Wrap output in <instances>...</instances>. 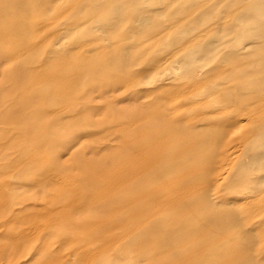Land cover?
<instances>
[{
  "label": "rangeland",
  "instance_id": "374dc122",
  "mask_svg": "<svg viewBox=\"0 0 264 264\" xmlns=\"http://www.w3.org/2000/svg\"><path fill=\"white\" fill-rule=\"evenodd\" d=\"M25 1L0 14V87L11 70L76 97L15 96L30 90L13 84L0 95V264H264V0ZM238 75L254 90L235 87ZM122 110L138 112L99 124ZM163 128L201 138L191 151L209 162L204 187L133 224L106 222L88 159ZM203 189L204 211L188 208ZM164 216L204 218L198 255ZM156 227L157 248L143 238Z\"/></svg>",
  "mask_w": 264,
  "mask_h": 264
},
{
  "label": "bare ground",
  "instance_id": "6f19581e",
  "mask_svg": "<svg viewBox=\"0 0 264 264\" xmlns=\"http://www.w3.org/2000/svg\"><path fill=\"white\" fill-rule=\"evenodd\" d=\"M12 4L14 6L26 4V1L2 0V2H0V14L5 13L6 8L11 6ZM256 4L258 5V3ZM6 25H7V21L2 22L0 24V39L3 37L2 35H8L9 37V33L7 31ZM19 45H21V43H15L13 47H20ZM6 73L8 74L7 75L8 78L6 79L7 80L10 79V80H8V84L4 85V87H7L9 84H13V86H18V85H21L23 87L27 86L30 90V92L26 93L27 95L22 94L18 90L19 92H14L15 96H50V95L57 96L58 95L59 98H63V101H67L70 106L75 104L74 99L76 96H73L75 93L74 87H72L71 90L69 89L68 91L65 92H61L59 90L58 92L57 90L50 92L48 90L47 92L39 93L37 89L31 88L30 76L28 73L19 72L13 75L14 72H12L11 70H8ZM263 78L262 81L264 80ZM232 84L235 87L236 85H239L238 86L239 89H243V90H247V89L254 90V88L257 85L255 81L254 82L251 81L247 83V78L244 77L243 75L236 76L235 79L232 81ZM4 87L3 86L0 87V95L5 94ZM262 90L263 89L261 88L260 92ZM246 92L248 91L240 92L239 95L237 94L235 95V93L233 92V94L227 96H252L247 94ZM234 100L236 101V99ZM237 101L243 103V98L241 97ZM137 112H138L137 110H128L126 113L124 110H122L120 111V115L119 114L114 115L113 113L104 114L99 124L109 126L107 123L114 119L116 121L120 120L119 121L120 123L121 122L125 123L127 118H132V116L134 114H137ZM125 113L126 115L129 113L130 114L127 115V117H125L126 116ZM199 139L201 138H198V135L196 134H189V135L188 133L181 134L175 129L163 128L161 130L148 133L146 138L143 140V142L135 147L134 146L132 147L130 145L132 142L130 143V141L127 140V138L123 139L120 145L121 152L117 153L120 155H114L109 153L104 155L102 158H96V159L89 158L88 159L90 161L89 163H91L89 171L90 173H92V176L94 178H97L96 181L94 182L92 181L93 183L92 182L90 183L93 185L92 188H95L96 183L98 181V188H96V190H98L97 194L99 191L102 193L100 195L99 194L93 195L91 198L98 199L102 195L108 196L106 200V204L103 205V207L106 208L101 209L99 211V213L101 212L100 215L106 217L107 219L106 222L118 221L119 218L118 223L133 224L138 219H143L145 217L148 218V216L150 217L151 214L157 213L159 211H163V212L166 211L163 210L161 206H159L160 203L159 200L166 199L165 204L166 203L172 204L176 200L177 194L182 192H187L188 190L189 191L187 193H189L196 188L202 189L204 185L199 184L198 174L201 170L203 169L206 170V167L208 166L209 162H207L206 158H204V164H203L202 161L200 160L199 157L200 155L198 153L196 154L195 152L191 151L194 145L197 144ZM169 144L173 145L174 148L173 149L169 148L168 147ZM175 147L181 148L184 151L182 154H179L176 158L173 155L175 151ZM145 149H147V154H142ZM135 152L140 154L135 156V154H133ZM184 155L187 156L185 157ZM180 171L184 172V175L173 174L176 172L178 173ZM201 194L202 195L199 196V198H197V200H195L194 202H188L187 207L195 211L196 210L204 211V189L203 191H201ZM56 202H58V200ZM90 210L91 208H89V211ZM122 213H126V217L122 218L121 217ZM192 217L194 219V216ZM167 219L168 221L165 223H173L176 225V228H178V230H175L174 232L173 231L168 232L167 235L175 233V235L177 234L182 236V238L185 239L186 241L192 239L191 244L186 246L185 253L189 257L198 255V252L199 250L202 249V247L200 243L197 241L195 234L197 235V230H200V228L204 226L203 225L204 218L201 220L202 222H199V225L198 223L195 222V224L191 227L190 222H184L178 216L169 217V218L168 216L167 217L164 216L161 220V226L162 223H164V221H166ZM191 223L193 224V222ZM158 227H160V224H158ZM152 229L153 230L148 231L145 234L143 233V238L152 241L154 247L157 248L156 246L160 244V240L162 239V236L161 237L155 236V229H157V227ZM164 237L166 236H163V238ZM203 255H204V250L201 257H203Z\"/></svg>",
  "mask_w": 264,
  "mask_h": 264
}]
</instances>
